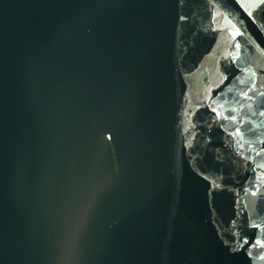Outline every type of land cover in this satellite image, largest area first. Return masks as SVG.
<instances>
[{"label": "water", "instance_id": "obj_1", "mask_svg": "<svg viewBox=\"0 0 264 264\" xmlns=\"http://www.w3.org/2000/svg\"><path fill=\"white\" fill-rule=\"evenodd\" d=\"M0 264H264V0H0Z\"/></svg>", "mask_w": 264, "mask_h": 264}]
</instances>
